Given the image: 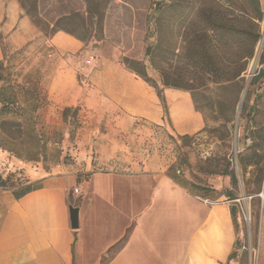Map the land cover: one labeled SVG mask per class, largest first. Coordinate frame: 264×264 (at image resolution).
<instances>
[{
  "label": "rangeland",
  "instance_id": "374dc122",
  "mask_svg": "<svg viewBox=\"0 0 264 264\" xmlns=\"http://www.w3.org/2000/svg\"><path fill=\"white\" fill-rule=\"evenodd\" d=\"M16 1L30 21L29 12L33 8L32 15L41 20L62 13L66 2L81 14L89 9L81 0ZM200 3L201 0H185L184 16L179 18L169 12L163 22L165 40L171 45L174 58L184 46L182 36L189 35L197 26L188 8L193 5L195 10ZM156 4L167 7L170 0L103 1L100 8L104 20L99 33L93 39L80 41L82 48L76 53L57 50L48 44L43 33H40L43 40H35L18 50L10 49L5 37L0 36L3 50L0 177L7 186L2 190L13 193L29 185L38 187L39 179L68 174L72 169L78 170L79 177L86 180L98 171H112L116 158L110 157L113 154L110 137L115 136L118 126L108 120L120 114L110 111L105 100L91 91L95 87L93 74L101 62H117L124 67L122 60L128 58L143 62L148 67V76L161 86L159 75L150 68L144 55L147 43H154L157 38ZM260 7L263 12L259 23L261 38L248 61L241 91L234 86L212 84L192 93L175 90L191 97L195 110L205 121L200 131L180 132V121L186 111L183 105L174 104L172 111L167 98L174 89L164 91L167 120L162 114V123L157 126L134 120L131 125L121 127L129 132L123 131L121 135L125 138L120 141L126 142L134 162L142 170L150 171L149 174L160 171L171 181L181 182L186 193L202 204L221 203L229 209H238V237L243 239L245 235L243 250L246 252L239 251L238 259L229 264H264L263 199L260 197L264 186V76L250 85L258 72L264 70L260 57L264 49V1ZM149 32L154 33L150 40ZM60 33L75 39L69 33ZM78 34L83 37L82 32ZM176 64L173 70H193L186 64ZM179 84L185 86L186 79L181 76ZM240 103L247 105L244 113L239 109ZM248 115L252 119L247 122ZM249 160L258 164L247 166ZM227 172L233 173L236 184H231L225 175ZM73 192L76 193L75 189Z\"/></svg>",
  "mask_w": 264,
  "mask_h": 264
},
{
  "label": "crops",
  "instance_id": "0c3cea01",
  "mask_svg": "<svg viewBox=\"0 0 264 264\" xmlns=\"http://www.w3.org/2000/svg\"><path fill=\"white\" fill-rule=\"evenodd\" d=\"M0 35L12 50L43 40L16 0H0ZM48 44L72 53L82 48L60 32ZM93 77L91 91L120 114L108 120L118 126L110 137L116 171H98L87 180L73 169L53 174L20 199L0 189V264H225L235 243L229 208L202 204L160 171L142 170L120 141L125 138L121 127L134 120L162 123L155 91L117 62H101ZM174 96L186 111L180 132L200 131L205 121L189 94L171 90L172 111ZM260 197L264 223V186ZM70 204L79 209L75 230L69 223Z\"/></svg>",
  "mask_w": 264,
  "mask_h": 264
},
{
  "label": "trees",
  "instance_id": "16d2710c",
  "mask_svg": "<svg viewBox=\"0 0 264 264\" xmlns=\"http://www.w3.org/2000/svg\"><path fill=\"white\" fill-rule=\"evenodd\" d=\"M103 1L106 2V0ZM103 1L81 0L89 8L85 14L77 12L69 2H66L63 4L62 13L42 18V20L36 14L32 15L35 12V8H33L29 12L32 20L30 22L40 33L44 34L47 41L59 32H66L77 41L83 42L85 39H93L99 33L104 20L100 8ZM165 1L169 2V0ZM16 2L19 6L21 5L19 1ZM184 2L185 0H170L167 7H162V4L155 5L158 6L156 8L158 16L154 22V32L157 38L154 43H147L144 55L149 61L150 68L159 75L161 86L148 76V67L143 62L128 58L122 60L124 68L138 76L156 92L163 109L164 120L168 119V106H166L164 96L165 89L192 93L203 90L207 84H212L217 87L234 86L241 91V84L244 81L243 75L248 61L253 57L255 47L261 38L259 23L263 18V12L259 0H201L199 8L194 10L193 5L188 8V14L193 15L197 26L190 31L189 35L182 36L181 43L184 46H182L181 53L174 58L171 45L165 40L166 30L163 22L169 12L182 18L186 10V8L184 10L182 8ZM224 3H227L228 6L224 7ZM20 8H23L22 5ZM79 32H82L83 37L78 34ZM153 34L149 32L148 40ZM260 57L261 64H263L264 49ZM176 63L186 64L193 70L192 72L173 70V66L177 65ZM181 76L186 79L185 86L179 84ZM263 76L264 70L261 69L258 75L252 79L250 85L259 81ZM194 82L196 84H193ZM241 108L242 113H244L247 110V105L242 103ZM67 111L68 109L64 111V117ZM250 119L252 118L248 115L247 122ZM255 157L259 161L262 160V157ZM251 164L257 165L258 162L249 160L247 166ZM225 175L231 179V184L237 183L233 173L227 172ZM174 181L182 185L181 182ZM6 187V182L0 177V189H6ZM40 187L41 185L38 187L29 185L23 191L13 192L12 195L15 199H20L23 195L38 190ZM229 210L235 230V243L225 264L236 261L239 257V251L246 252L243 250L245 248V235L242 236L244 240L238 237V209L231 207Z\"/></svg>",
  "mask_w": 264,
  "mask_h": 264
},
{
  "label": "water",
  "instance_id": "95a60500",
  "mask_svg": "<svg viewBox=\"0 0 264 264\" xmlns=\"http://www.w3.org/2000/svg\"><path fill=\"white\" fill-rule=\"evenodd\" d=\"M241 104L239 105V109L241 108ZM79 209L77 207L72 206L71 204L68 207V214H69V223L71 229H77L79 226Z\"/></svg>",
  "mask_w": 264,
  "mask_h": 264
},
{
  "label": "bare ground",
  "instance_id": "6f19581e",
  "mask_svg": "<svg viewBox=\"0 0 264 264\" xmlns=\"http://www.w3.org/2000/svg\"><path fill=\"white\" fill-rule=\"evenodd\" d=\"M173 104L174 105H182V99H180L178 96L173 97ZM184 124V123H183Z\"/></svg>",
  "mask_w": 264,
  "mask_h": 264
},
{
  "label": "built area",
  "instance_id": "2783aa9c",
  "mask_svg": "<svg viewBox=\"0 0 264 264\" xmlns=\"http://www.w3.org/2000/svg\"><path fill=\"white\" fill-rule=\"evenodd\" d=\"M75 192L77 193L78 192V190L77 189H75ZM246 220V219H245Z\"/></svg>",
  "mask_w": 264,
  "mask_h": 264
}]
</instances>
